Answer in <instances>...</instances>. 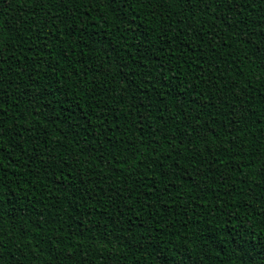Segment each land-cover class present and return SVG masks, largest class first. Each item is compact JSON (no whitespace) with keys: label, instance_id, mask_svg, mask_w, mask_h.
<instances>
[{"label":"trees","instance_id":"obj_1","mask_svg":"<svg viewBox=\"0 0 264 264\" xmlns=\"http://www.w3.org/2000/svg\"><path fill=\"white\" fill-rule=\"evenodd\" d=\"M125 12L0 0V264H264V0Z\"/></svg>","mask_w":264,"mask_h":264},{"label":"snow or ice","instance_id":"obj_2","mask_svg":"<svg viewBox=\"0 0 264 264\" xmlns=\"http://www.w3.org/2000/svg\"><path fill=\"white\" fill-rule=\"evenodd\" d=\"M111 3L114 10H116L118 13L121 14L120 18L122 22H125L127 24V20H126L127 13L125 12V5L127 3V0H111ZM256 59L257 62L259 63L261 70H264V39L260 40L259 44L256 47ZM191 130L192 133L198 137L202 135V130L199 128V125L193 127ZM173 139H175V137H173ZM261 174L264 175V170H262ZM6 191L7 189H5L2 185H0V201H3L4 193ZM13 199H15V197H11L9 199V205L12 204ZM12 207H13V212H15V207L14 206ZM232 230L235 231V228L233 227ZM262 231H264V229H262ZM233 243L237 248H239L238 256L241 259H244L245 257L249 256L247 250L242 245H240L237 241H233ZM253 247H255V245ZM172 255L175 256L176 254L172 253ZM158 261L159 264H172V261L169 258V256L163 254L158 257Z\"/></svg>","mask_w":264,"mask_h":264}]
</instances>
